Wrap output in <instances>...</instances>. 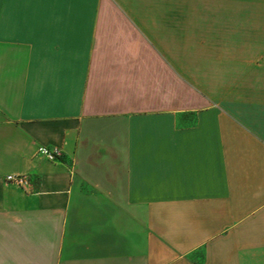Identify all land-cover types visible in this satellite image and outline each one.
Masks as SVG:
<instances>
[{
  "label": "crops",
  "instance_id": "1",
  "mask_svg": "<svg viewBox=\"0 0 264 264\" xmlns=\"http://www.w3.org/2000/svg\"><path fill=\"white\" fill-rule=\"evenodd\" d=\"M0 264H264V0H0Z\"/></svg>",
  "mask_w": 264,
  "mask_h": 264
},
{
  "label": "built area",
  "instance_id": "2",
  "mask_svg": "<svg viewBox=\"0 0 264 264\" xmlns=\"http://www.w3.org/2000/svg\"><path fill=\"white\" fill-rule=\"evenodd\" d=\"M38 155L50 162H58L63 156V151L58 147L41 146L38 149ZM6 181L22 188L32 186V178L29 174L9 175L6 177Z\"/></svg>",
  "mask_w": 264,
  "mask_h": 264
}]
</instances>
